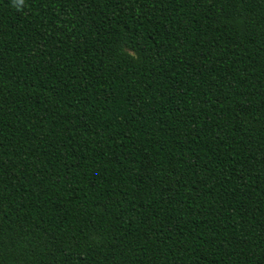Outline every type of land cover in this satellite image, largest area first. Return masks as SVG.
Instances as JSON below:
<instances>
[{
    "label": "trees",
    "instance_id": "16d2710c",
    "mask_svg": "<svg viewBox=\"0 0 264 264\" xmlns=\"http://www.w3.org/2000/svg\"><path fill=\"white\" fill-rule=\"evenodd\" d=\"M0 264H264V0H0Z\"/></svg>",
    "mask_w": 264,
    "mask_h": 264
},
{
    "label": "clouds",
    "instance_id": "9594fccd",
    "mask_svg": "<svg viewBox=\"0 0 264 264\" xmlns=\"http://www.w3.org/2000/svg\"><path fill=\"white\" fill-rule=\"evenodd\" d=\"M17 2H22V0H17Z\"/></svg>",
    "mask_w": 264,
    "mask_h": 264
}]
</instances>
